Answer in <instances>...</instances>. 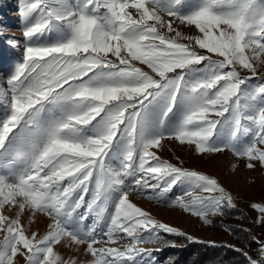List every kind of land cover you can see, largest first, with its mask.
<instances>
[{
    "label": "snow or ice",
    "instance_id": "snow-or-ice-1",
    "mask_svg": "<svg viewBox=\"0 0 264 264\" xmlns=\"http://www.w3.org/2000/svg\"><path fill=\"white\" fill-rule=\"evenodd\" d=\"M19 16L22 60L0 87V159H19L0 171V264H79L65 244L88 264H161L156 253L175 246L161 233H185L131 195L204 225L235 207L216 178L158 151L178 142L264 168V82L249 85L264 66V0H20ZM250 207L264 225V204ZM27 213L49 218L46 234L25 229ZM257 244L247 264H264Z\"/></svg>",
    "mask_w": 264,
    "mask_h": 264
},
{
    "label": "rangeland",
    "instance_id": "rangeland-1",
    "mask_svg": "<svg viewBox=\"0 0 264 264\" xmlns=\"http://www.w3.org/2000/svg\"><path fill=\"white\" fill-rule=\"evenodd\" d=\"M196 2L197 0H187L189 4ZM19 6L20 0H0V87H6L7 79L11 76L16 64L22 60L23 36ZM182 31L184 35L193 34L188 28H184ZM10 39L21 41V47L13 48L9 43ZM48 42H51V40ZM241 75L251 76V73L243 71ZM262 82H264V66H258L257 75L252 77L249 85L254 87ZM5 118L6 108L0 103V122ZM244 139L247 140L249 137H244ZM158 155L174 165L216 178L233 196L235 207L225 209V215L223 216H210L209 219L213 223L204 225L199 218L184 213L178 207H170L167 204L157 202L155 199H148L146 195H131L132 202L142 210L147 211L151 218L185 233L183 236H178L179 241L184 242V245L197 243L235 247L240 249V252L247 253L253 259L259 260L257 241L264 242V225L254 224L258 213L250 205L253 202L264 204V168L257 165L253 169H248L245 160L234 157L227 150L211 156L197 155L189 150L187 146H180L178 142L165 143L164 147L158 151ZM18 164L19 159L16 156L0 159V171L13 170ZM111 164L113 167H119V162L116 160H112ZM183 191V186H177L173 192L168 194V197L181 194ZM88 198L90 197H86V199ZM85 211L86 206L77 210V215L83 214ZM94 219L95 215L90 214L85 223L90 226ZM50 222L49 218L43 215L34 217L31 213H27L22 217L25 229L29 232L37 231L40 236L47 233V225ZM103 225L104 220H101V226ZM240 233L242 236H240ZM243 234H245V238L249 237L254 242L249 244L244 242ZM161 235L169 244L175 245L174 247H165L162 252L156 253L161 264H163L169 258H172L173 261L177 251L184 247H181L180 243H170L172 241L171 237L176 235L165 233H161ZM188 236H191L193 240H189ZM111 246L119 247L120 244ZM145 247H152V245H145ZM57 251L65 259L71 255L78 260L79 264H88L90 259L83 253V247L77 253L65 244L64 247L57 246Z\"/></svg>",
    "mask_w": 264,
    "mask_h": 264
},
{
    "label": "trees",
    "instance_id": "trees-1",
    "mask_svg": "<svg viewBox=\"0 0 264 264\" xmlns=\"http://www.w3.org/2000/svg\"><path fill=\"white\" fill-rule=\"evenodd\" d=\"M239 234L238 232H236ZM240 236L241 233H240ZM243 240L246 243H253L249 237ZM170 243H180L181 248L173 258L172 264H247V258L242 252L236 251L235 247L189 243L184 245L179 237H171Z\"/></svg>",
    "mask_w": 264,
    "mask_h": 264
}]
</instances>
